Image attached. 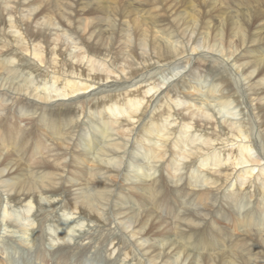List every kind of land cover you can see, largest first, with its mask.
Wrapping results in <instances>:
<instances>
[{
	"label": "bare ground",
	"instance_id": "1",
	"mask_svg": "<svg viewBox=\"0 0 264 264\" xmlns=\"http://www.w3.org/2000/svg\"><path fill=\"white\" fill-rule=\"evenodd\" d=\"M108 1L26 2L29 15L20 19L21 0H0V235L6 218L14 219L4 227L5 233L10 226L19 228L24 231L19 237L26 242L42 240L48 226L46 237L55 236L48 247L56 240L57 248L48 254L40 245L31 263L27 258L25 264H97L101 252L105 264H149V260L153 264H264V137L253 136L257 119L245 113V108L256 113L264 129V17L256 7L245 9L241 4L233 5L236 14L228 19L222 12L208 15L201 4L204 0H159L155 6V0L144 4L134 0L129 6L135 10L123 8L117 17L110 14L113 0ZM10 28L16 30L11 33ZM174 30L181 39L173 35ZM73 45L76 53L70 50ZM192 54L205 61L203 72L208 74L198 79L190 76L188 82L182 77L189 70L187 64L195 61ZM181 57L190 59L186 66L172 64L163 73L165 79L158 78V84L147 91L129 90L150 76L144 74L146 70ZM87 63L88 69L81 67ZM43 65L52 72L44 71ZM193 68L189 71L197 72ZM209 70L218 73L219 82L208 78ZM109 80L111 84L105 83ZM155 88L161 93L147 100ZM124 89L126 94H117ZM186 89H194L196 96L185 95ZM88 90V96H79ZM78 96L72 101L75 105L66 103V98ZM53 98L56 103L50 106ZM109 100L115 103L103 105ZM177 107H184L183 114L176 113ZM83 114L90 119L88 124L80 122ZM126 121L133 126H123L119 132ZM115 125L117 135L127 140L116 138ZM51 141L58 142V153L55 147L46 152ZM28 148L33 155L26 158L35 159H27L24 167L15 156L23 158ZM41 154L43 158H38ZM157 164V170L151 168ZM230 167L237 173L243 170L231 178L229 188L236 189L219 201L209 186L225 190L233 175ZM184 169L187 173L180 176ZM120 177L127 189L117 187ZM198 184L202 190L189 191ZM128 188L131 191L126 193ZM247 189L260 196L254 205ZM55 203L57 212L40 215L43 206ZM188 205L203 207L192 215L187 213ZM182 212L187 214L179 221ZM223 212L225 219L220 220ZM161 213L177 216L175 226ZM81 218L89 220H83L88 234L70 244L69 237H77L73 231L79 234L82 229ZM215 219L247 231L234 240L220 227L219 239L199 236L216 227ZM91 222L99 225V233ZM120 228L122 235L115 234ZM4 236L0 237V264H22L24 257L12 255L22 245L17 241L10 245L6 243L10 237ZM150 236L162 238L150 240ZM258 237L259 242L250 239Z\"/></svg>",
	"mask_w": 264,
	"mask_h": 264
},
{
	"label": "rangeland",
	"instance_id": "2",
	"mask_svg": "<svg viewBox=\"0 0 264 264\" xmlns=\"http://www.w3.org/2000/svg\"><path fill=\"white\" fill-rule=\"evenodd\" d=\"M47 1V0H46ZM54 1V0H53ZM61 1H66V0H59V2H61ZM72 2L73 4H77L78 2L77 1H80V0H67V2ZM101 2H103L104 0H100ZM129 1H131V2H135L134 0H113L111 3H110V6L112 7V10H113V12H110V14H112V13H114L117 17L118 16H120L122 13L121 12H123L124 11V9L126 10V8H127V10L128 9H130V3H129ZM141 1V3H145V1L143 0H140ZM170 1V0H169ZM205 2H203L202 1V5H203V7H204V9L206 10V11H204L205 13H207L208 15H216V14H220L221 12H222V15L221 16H223V18H229V17H231V15H233V14H236V13H234V9L236 8V7H234L233 5H235V6H238V5H240L239 7H243L244 6V8L247 6V8H245V9H248V8H250V7H256L255 9L261 14V16L262 17H264V12H263V9H264V0H204ZM232 1V2H231ZM21 2H22V4H19V18L20 19H22V18H27V16L29 15V9H28V6H27V4L30 2V3H33V4H35L36 5V3L35 2H37V3H40V2H45V0H21ZM26 3V2H28V3H26V4H24V3ZM110 1H108L107 0V3H109ZM114 2V3H113ZM117 2V3H116ZM126 2H127V4H126ZM158 2H159V0H155V1H153V5L155 6V5H157L158 4ZM241 2V3H240ZM155 3V4H154ZM208 3V4H207ZM25 5V6H24ZM105 5V4H104ZM208 5H213V7H211V8H206V7H208ZM5 6V5H4ZM39 6H41L40 4H37V7H39ZM107 6H109V5H107ZM118 6V7H117ZM263 6V7H262ZM151 7V6H150ZM233 7V8H232ZM118 8V10H116V9ZM124 8V9H123ZM225 8V9H224ZM229 8V9H228ZM122 9V10H121ZM141 9V8H140ZM149 9H151V8H149ZM231 9H233V10H231ZM111 10V11H112ZM130 10H132V11H134L135 9H130ZM223 10H225V12L223 11ZM253 10V9H252ZM38 11H41V9H38ZM118 11V12H117ZM78 12V11H77ZM163 12V11H162ZM121 13V14H120ZM138 11L137 12H135L134 14H136V18H135V20H139V17H137V16H140L141 15V13L139 12L138 14ZM211 13V14H210ZM27 14V15H26ZM154 14H157L156 12H154ZM105 14H103V16H104ZM257 15V14H256ZM255 17V16H254ZM222 18V19H223ZM10 17L8 16L7 17V20H9L10 21ZM88 19V18H87ZM89 20V19H88ZM264 20V19H263ZM12 22H13V20H12ZM14 23V22H13ZM123 26H125V24L123 23ZM25 27V26H24ZM23 27V29H27L26 27L24 28ZM16 30V28H10V31H11V33H12V31L13 30ZM176 33H173V35L174 36H177L179 39H181V37H180V35H179V33H177V31L176 30H174ZM7 32V31H6ZM10 33V34H11ZM176 34H178V35H176ZM55 39V38H54ZM57 45H59L58 44V42H55ZM74 43H75V41H74ZM55 44V45H56ZM38 47L39 46H41L42 44H36ZM74 46L75 45H73V47H70V50L72 51V52H77V48H74ZM0 47H1V45H0ZM75 47H77V46H75ZM2 48V47H1ZM1 48H0V50H1ZM74 48V49H73ZM76 49V50H75ZM73 50H75V51H73ZM78 52H79V50H78ZM196 55V56H195ZM192 56L194 57H196L194 60L195 61H193L190 65H188L187 64V66H188V69L190 70V68L192 69L194 66V68L193 69H196L197 70V72H194L193 70H191V71H193V72H191V71H189L188 70V72H184L183 74H184V76L182 77V79H186V80H188V82L190 81V79H193L192 77L193 76H195L196 75V77H197V79L198 78H201V76H204V75H206V74H208L207 73V70L205 71V72H203V70L206 68L205 66H206V64L204 65V60H202V58L200 59V58H198L197 57V54H192ZM191 55H189V57L191 58L192 57ZM192 57V58H193ZM32 58V57H31ZM181 58H183V59H181ZM180 59L178 58V59H176V61L175 62H173V63H168V64H161V65H156V66H154V67H152V68H150V69H148V70H146V72L144 73V74H146V75H149L150 74V76H145V77H147V79L143 82V81H139L137 84H135L134 86H132V87H129V90L131 91V90H133V89H135V88H141V91L142 92H144V91H147L149 88H151V87H153L154 85H156V84H158L157 82L158 81H156L158 78H161V77H163L162 79H165V76H164V74L163 73H167L168 72V70L169 69H171L172 67H173V65L172 64H177V63H180V64H183V65H185L186 66V63H187V60L189 59V58H184V57H181ZM190 60V59H189ZM189 60H188V62H189ZM37 61V60H36ZM85 61L87 62V59H85ZM178 61V62H177ZM85 62V63H86ZM199 62H200V64H199ZM207 62H210V60H207ZM16 64H17V62H15ZM33 63V62H32ZM84 63V64H85ZM14 64V63H13ZM88 64V63H87ZM87 64L86 65H84V66H82L81 65V67L83 68H87L88 69V67L90 66V64H88V66H87ZM171 64V65H170ZM200 65H201V67H200ZM210 65L212 66V64H211V62H210ZM168 66V67H167ZM215 66V65H214ZM220 66V65H219ZM44 67V68H43ZM43 67H42V69L44 70V71H46V69L48 70V71H50V72H52L51 70L52 69H50L49 67H45V65H43ZM75 67H77V66H75ZM122 67L123 68H126V67H128V65L127 64H123L122 65ZM141 67H142V65H140L139 64V68L141 69ZM203 67V68H202ZM116 68V70L117 71H119V67L117 66V67H115ZM156 68V69H155ZM163 68V69H162ZM202 68V69H201ZM242 68H246L245 66L244 67H242ZM241 68V69H242ZM146 69V68H145ZM168 69V70H167ZM216 69V68H215ZM101 70H103V68H101ZM127 70H128V68H127ZM166 70H167V72H166ZM80 71V70H79ZM216 72L218 71V70H215ZM243 70H241V72H242ZM75 73H78L77 71H74ZM150 72V73H149ZM157 72H159V73H157ZM240 72V74L239 75H241V76H243L242 75V73ZM75 73H70V74H72L74 77H77L78 78V75L77 74H75ZM212 73H214L213 71H212ZM212 73H211V71L209 70V75H208V78H210V80H213L214 79V81L217 83V82H219L220 81V79H221V77L218 75V73L217 74H215V75H213L212 76ZM79 74V73H78ZM182 74V75H183ZM211 74V75H210ZM32 75H34L33 77L35 78V76L37 75V72H36V74H32ZM157 75V76H156ZM190 76H192V77H190ZM153 77V78H152ZM244 77V76H243ZM36 79V78H35ZM137 78H134V80H136ZM177 79V78H176ZM138 80V79H137ZM110 82H108V81H106L105 83H109V84H111V82L113 81V80H109ZM120 81V80H119ZM153 81H156L155 83L153 82ZM152 82V83H151ZM122 83V82H121ZM151 83V84H150ZM173 82H170V84H172ZM243 80H242V82L240 83V85H239V87H243ZM246 83H247V81H246ZM149 84V85H148ZM186 84H187V82H186ZM34 84H32V86H33ZM123 86H125L126 84H124V82H123V84H122ZM127 85H129V86H131V84H127ZM146 85H148V86H146ZM151 85V86H150ZM207 85H209V84H207ZM119 86V85H118ZM117 86V87H118ZM147 88H146V87ZM163 86V85H162ZM161 86V87H162ZM246 86H248V85H245L244 84V88L246 87ZM34 87V86H33ZM32 87V88H33ZM117 87H115V88H117ZM134 87V88H133ZM112 89H114V88H112ZM145 89H147V90H145ZM156 89V90H155ZM154 90H153V92L151 91L150 93H148V95H146V97H147V100L150 98V96L152 95V94H154L155 92H158V93H161V91H159V89L158 88H155ZM247 89V88H246ZM33 90H35V88H33ZM126 90L127 89H124V90H122V91H119V92H117V94H126ZM189 90V91H188ZM191 89H186V92H184V94L185 95H187L188 96V92H192V94L193 95H195V94H197L196 92H194V89L193 90H191ZM90 91L91 90H88V91H85V93L84 92H82V94L81 93H79V94H81V95H79V96H83V94H85V96H88L89 94L88 93H90ZM95 91V90H94ZM40 92V91H39ZM144 94V93H143ZM245 94V93H244ZM78 95V94H77ZM184 95V96H185ZM54 96V94L52 93L51 94V97H53ZM79 96L78 97H75V98H70V99H68V98H66V101H68V102H66V103H69V104H74L75 105V103H73L72 101H75L77 98H79ZM179 96H180V94H179ZM196 96V95H195ZM194 96V97H195ZM124 98H125V95H124ZM62 100H65V99H62ZM71 100V101H70ZM159 101V99L154 103V104H156L157 102ZM72 102V103H71ZM56 102H55V99L53 98L52 100H51V103H50V106H51V104L52 105H54ZM115 102H112L111 100H109L107 103H105V104H103V105H106V104H114ZM257 103V102H256ZM256 103H254V104H256ZM102 105V106H103ZM178 108V107H177ZM176 108V109H177ZM245 108V107H244ZM55 109V108H54ZM183 109H184V107H180V108H178L176 111V113H178V110H180L179 112L181 113V114H183L182 112H183ZM247 108H245V113H248V114H250V116L252 117L251 119L252 120H256V126H255V129H254V133H253V136L257 139V140H259L258 139V136H260V135H262L261 137H264L263 135H264V129L263 128H260L259 126H260V123H261V119L258 117L257 118V116L255 115L256 113H253V112H251L250 113V111H248L247 112V110H246ZM162 110V109H161ZM160 110V111H161ZM17 113V112H16ZM18 114V113H17ZM84 115V117L83 116H81V119H80V122H83V121H81V120H84V122H86V124H88L89 123V121H88V117H87V115H85V114H83ZM86 117V118H85ZM84 118V119H83ZM88 118V119H87ZM125 118V117H124ZM90 120V119H89ZM132 123V122H131ZM131 123L129 122V121H126V122H123L122 124H120V127H119V129H121V131L119 130V132H122L123 131V128H121V127H125V128H129V127H131V126H133V125H131ZM117 125H119V124H117ZM117 125H115V127H117ZM21 127L22 128H25L26 126H25V124H21ZM118 127H117V129L115 128V132L114 133H116L115 135H117V132H118ZM258 128V129H257ZM124 130H126V129H124ZM192 131H194V128L192 129ZM118 132V133H119ZM125 133H128V134H130L131 136L134 134H132V132L129 130H127V132L125 131ZM124 137V138H123ZM116 138H119V139H123V140H127L128 138H125V136H122L121 134H119V135H117L116 136ZM60 143H61V141H59V145L58 146H60ZM53 144V145H52ZM58 144V142L57 141H54V142H48L47 143V145L49 146V149H47L46 150V152L48 151V150H52L56 145ZM52 145V146H51ZM59 148V147H58ZM57 148V149H58ZM2 150H3V152H6L5 154H10V152H11V150H8L6 147H3L2 148ZM56 150V147L54 148V152L55 153H58V151L56 152L55 151ZM28 151V152H27ZM30 152V153H29ZM59 152H60V150H59ZM28 153V154H27ZM33 155V151H31L29 148L28 149H26V155H23L22 157L23 158H20V156L18 157V156H15V158H16V160H22V161H19V162H21L22 164H23V166L25 167V166H27V163H28V161H27V159H29V158H26V156L28 157V155ZM52 155H54V153L52 152L51 153ZM131 155V154H130ZM257 155V154H256ZM43 158V154H41V155H39L38 156V158ZM45 157H47V155H45ZM44 157V158H45ZM17 158H19V159H17ZM35 159V156H32L29 160H34ZM45 159H47V158H45ZM47 161H48V159H47ZM50 162L52 163V161L50 160ZM33 163V162H32ZM161 164V163H160ZM160 164H157V165H151V168L152 169H154V170H157V169H155V168H158V166L160 165ZM257 165V164H256ZM260 164H258V166H259ZM262 165V164H261ZM57 166V165H56ZM156 166V167H155ZM248 166H250V164L248 165ZM56 168V167H55ZM223 168H225V166H223ZM229 168V166L227 167V169ZM231 168V167H230ZM241 168V167H240ZM232 169H233V167L230 169L231 171H230V173L231 172H233V175L230 177V180L228 181V183L226 184V187L227 188H225V190H224V188H222L221 190H217L214 186H209V188H211L212 190H216L215 191V194L217 195V197L219 198V201L220 200H223V196L226 194V195H229L230 194V192L231 191H233V190H235L236 188H232V186H230V188H229V185H230V182H231V178L235 175V174H238V173H240L243 169H239V167H238V173H237V170H234V171H232ZM257 171H258V169H256ZM256 170H254V174H256L257 173V171ZM24 171V170H23ZM27 171L28 170H26V171H24L25 173H27ZM34 172H35V170H33ZM200 171H202V170H200ZM210 172V171H209ZM185 173H187V170H182L181 171V175L180 176H182L183 174H185ZM202 173H203V171H202ZM207 173V172H206ZM205 173V174H206ZM159 175V172H156V175H155V177H157ZM167 176L168 177H170L169 176V174L167 175L166 173H165V177L167 178ZM188 177H189V174L187 175ZM97 176H95V180L97 181L98 180V178H96ZM183 177H185V175L183 176ZM222 178V177H221ZM224 178V177H223ZM168 179V178H167ZM192 179H195L196 180V178H193V175H192ZM121 180V177H120V179L118 180V182H116V185H117V187H120V188H124V189H127V187L128 186H124L123 184H122V182L120 181ZM123 180V179H122ZM169 180V179H168ZM174 180V179H173ZM235 180V179H234ZM170 181V180H169ZM175 181V180H174ZM234 181H232V183H233ZM130 183V182H129ZM80 184V181L78 182V185ZM170 185H172V183L170 184ZM174 185L176 186V181H175V183H174ZM124 186V187H123ZM205 187H207V186H205ZM204 188V187H203ZM232 188V189H231ZM76 189V188H75ZM191 189L194 191V192H199V190H202L201 189V184H198L197 186H193V188H189V191H191ZM226 189H229L228 191L226 190ZM245 188H243V190H244ZM251 190V191H250ZM247 189V190H245V192L246 193H248V199H249V201H251V202H254V203H252L253 205L256 203V201L258 200V199H260V196H258L257 195V193H254V189L252 190V189ZM79 191L80 190H78V191H74L75 193H79ZM129 191H131L129 188H128V190H126L125 192L127 193V192H129ZM222 191H223V193H222ZM249 191V192H248ZM217 192H218V194H217ZM252 194H251V193ZM5 193H7V192H5ZM4 193V198H6L7 196H8V194H5ZM202 193V191L200 192V194ZM222 193V196H220L219 194H221ZM248 201V200H247ZM247 202L248 204H249V206L248 207H250V202ZM56 202V201H55ZM56 204H58V203H55V206H52V207H47L46 205L45 206H43V209H41V216L43 217H45L46 215H50V213H51V210H53V211H56L57 212V210H59L58 209V205H56ZM13 207H14V204H11ZM47 205H49L48 203H47ZM184 206V205H183ZM190 205H188V206H186V208H188L189 209V211L187 212V213H189V212H191L192 213V215H194V214H197V210H199V209H201L203 206L201 205V206H193V207H189ZM227 206V205H226ZM252 206V205H251ZM18 206H16L15 207V209L17 208ZM46 207H47V209H46ZM57 208L56 210H54V208ZM197 207V208H196ZM248 207H246V208H248ZM37 208V207H36ZM66 209V208H65ZM225 209V208H224ZM243 209H245V208H243ZM25 210V208H20V212L21 211H24ZM162 210V209H161ZM20 212H18V213H20ZM34 212H36V209L34 208L33 209V213ZM75 212V211H74ZM143 213H145L144 211H142ZM187 213H185V214H183V212H182V216L180 217V218H178L177 216H175V215H173L172 214V216H168L167 214H162L164 217H166V219L168 220V221H172V223H173V226H175L174 224H175V222H176V219L178 218V220L180 221L181 220V218L183 217V215H186ZM77 215H78V213H76ZM217 214H219V213H217ZM244 213H240V216L242 217V215H243ZM157 214H155L154 216H156ZM167 215V216H166ZM225 212H223L222 213V215L221 214H219V219L221 220V219H225ZM74 218H77V216H73V217H71V219H74ZM12 219H14V218H6V220H5V222L3 223V226H2V231H1V233H3V235L1 234L0 235V237L1 236H4V238L6 237V238H9L10 237V239H8L9 241L10 240H12V238H15V239H13L12 241H8V242H6V243H8V244H13V241L16 243V241H17V245H22V246H16L17 248L16 249H18L17 251L18 252H16L15 254H13L14 252H12V255L13 256H16V257H18V254H19V257H20V260H21V258L22 257H24V260H22L21 262H19V263H22V264H25L24 262H25V260H27V258H28V260L30 261V263H31V259L30 258H34V254H36V251L38 250V248L40 247V245L41 246H43L45 249H46V251H47V253L48 254H50V253H52L56 248H57V241L55 240V243H52V241L50 242V245H49V247H48V241L49 240H51L52 238H54V237H46V231H48L49 229H48V226L47 225H45V233H44V237L42 238V240H34V241H30V240H28L27 242L25 241V240H23L21 237H19L20 236V234L22 233V232H24L23 230H20L19 228H16V229H14V228H11V226H10V230H8V232L7 233H5V230L4 229H6V228H4L6 225H11V223H13V220ZM50 219H52V217L50 216ZM219 219H215V220H213V226H216V227H208L207 228V230H206V232L205 233H203V234H201V235H199V236H203V237H207V236H210V238L212 237V236H215V237H217L218 239L220 238V236H221V234H220V228H222L224 231H225V229H227V231L231 234L230 235V237H233V240L234 239H238L240 236H241V234H244V232L243 231H247V230H245V229H243V228H240V229H238V230H235L234 228H231L232 227V224L229 222V221H227V222H221ZM8 220V221H7ZM83 220H86V221H89V220H87V219H84V218H81V220H80V226H79V228L81 229V226H82V229L80 230V233L78 234L77 232H75V230L73 231V235H74V237H76L75 239L76 240H72V235L69 237L70 238V240H71V242H69L70 244H73L75 241L76 242H78L79 240H80V238H82V237H85L84 235L85 234H88L87 233V230L88 229H86V227H83ZM230 224H231V226H230ZM33 225L34 224H32V225H30V227L29 228H27V230L28 231H30V228H32L33 227ZM91 226H93L94 228L93 229H96V233H99L98 231H100V227H99V225L96 223V222H91ZM113 227V225L111 226V228ZM218 227H220V228H218ZM225 228V229H224ZM25 231V233H24V235H28L27 234V232L28 231ZM95 231V230H94ZM9 232H12V233H9ZM91 232H93V230L92 231H90V233ZM243 232V233H242ZM50 233V232H49ZM104 233H106V232H104ZM116 233H119V234H121L122 235V229L120 228V230L119 231H115V234ZM7 235L9 236V237H7ZM110 235V233H108L107 232V236H109ZM175 235H176V233H175ZM32 236V235H31ZM27 238H29L28 236H27ZM99 238H101V237H99ZM150 240L151 239H160V238H162V237H157V236H150V237H148ZM175 238V237H174ZM250 239H252V240H254L255 242H259V240L260 239H262V238H250ZM5 240H7V239H4L3 241H5ZM102 240H103V238H102ZM105 240H107V238L105 239ZM134 241V240H133ZM182 243H184V240H180ZM195 240H193V242H194ZM18 242H20V243H18ZM88 242V241H87ZM86 242V243H87ZM253 244V243H252ZM15 245V244H14ZM11 250V249H10ZM224 250V249H223ZM9 252V251H8ZM101 255L102 256H96L98 259L96 260V263L98 264H105V261H107L106 260V258L104 257V255H103V252H101ZM214 255H216V254H214ZM148 256V255H147ZM130 259V258H129ZM149 262V264H153V263H151L150 262V260L148 261ZM134 263H135V259H134Z\"/></svg>",
	"mask_w": 264,
	"mask_h": 264
}]
</instances>
